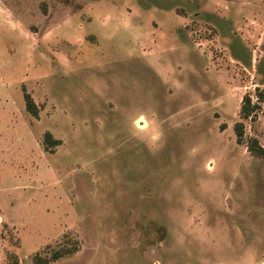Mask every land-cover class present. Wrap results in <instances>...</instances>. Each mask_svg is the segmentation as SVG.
Returning <instances> with one entry per match:
<instances>
[{
  "label": "rangeland",
  "instance_id": "obj_1",
  "mask_svg": "<svg viewBox=\"0 0 264 264\" xmlns=\"http://www.w3.org/2000/svg\"><path fill=\"white\" fill-rule=\"evenodd\" d=\"M251 140L264 0H0V264H264Z\"/></svg>",
  "mask_w": 264,
  "mask_h": 264
},
{
  "label": "trees",
  "instance_id": "obj_2",
  "mask_svg": "<svg viewBox=\"0 0 264 264\" xmlns=\"http://www.w3.org/2000/svg\"><path fill=\"white\" fill-rule=\"evenodd\" d=\"M23 100L26 112L35 119L39 118V107L35 104L32 97L23 89ZM257 109L256 105H251L250 99L248 96H244L242 99V104L240 107V115L243 120L248 119L252 113ZM234 131L237 138V142L240 143V140L244 133L243 122H238L234 125ZM43 144L45 149H48L52 146L59 144L58 140H55L49 132H46L43 136ZM248 152L258 158H264V148L261 147L256 140H251L247 145ZM74 252V247L68 248H58L53 251L48 257H42L40 255H35L33 257L34 264H49L54 262L61 257Z\"/></svg>",
  "mask_w": 264,
  "mask_h": 264
},
{
  "label": "crops",
  "instance_id": "obj_3",
  "mask_svg": "<svg viewBox=\"0 0 264 264\" xmlns=\"http://www.w3.org/2000/svg\"><path fill=\"white\" fill-rule=\"evenodd\" d=\"M93 10L94 9H90L89 8L88 9V13L85 16L87 19H90V21L92 20L91 22L87 23L88 20H86V24H84L82 21H80V19L82 18L81 17V13L82 12L81 11H77L75 13L69 14L68 18L65 19V20H63V22L59 25V28L58 29L59 30H62V31H65L71 25H75V26H77V28H81L82 30L84 29V31H87L86 29H88L89 26H92V28L93 27L96 28L97 24H95V20H96V18H98L100 16L95 15V13L93 12ZM101 23H103V22H101ZM69 39H70V42H71V44H70L71 46H68V47L73 48L74 45L72 43H74V38L71 37Z\"/></svg>",
  "mask_w": 264,
  "mask_h": 264
}]
</instances>
